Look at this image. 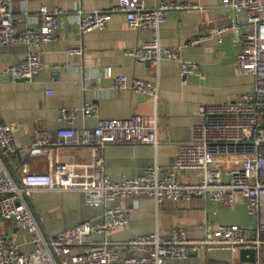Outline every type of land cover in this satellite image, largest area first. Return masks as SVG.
Here are the masks:
<instances>
[{
    "label": "built area",
    "instance_id": "built-area-1",
    "mask_svg": "<svg viewBox=\"0 0 264 264\" xmlns=\"http://www.w3.org/2000/svg\"><path fill=\"white\" fill-rule=\"evenodd\" d=\"M13 0H0V41L4 46L28 48L26 58L9 66L2 73L12 83L31 82L44 70L45 47L54 41L62 21L66 18L80 34L107 27L115 14H123L133 29H147L153 34L150 41L139 49L128 52L138 62L153 70L160 68L164 54L180 63V76L203 78L200 67L179 58V50H164L160 45V28L170 12L198 9L176 0H162L157 8H147L145 0H120L107 11H76L68 14L60 8L42 7L38 14L39 27L18 32V19L12 12ZM221 7L234 14L246 12L247 21L242 26H231L214 34L193 39L188 46L203 44L212 35L220 36L233 31L241 51L237 56V72L255 78L254 91L222 105L202 106L198 123L193 127L192 140L179 144L174 167L164 178L162 170L154 166L135 179L123 177L110 179L104 171V161L98 158L92 172L77 183L72 177L57 171L48 174L31 172L26 167L11 168V161L21 153L14 143L13 127L0 121V217L12 222L18 230L32 235L35 249L20 253L14 239L0 236V264H172L174 260L187 259L199 252H228L237 261L231 264H264V0H223ZM70 55L82 54L81 48H72ZM113 79V90L133 92L158 99V88L148 82L126 77ZM53 95V92H49ZM84 118H95L98 108L85 103ZM60 120L73 122L78 118L75 110H62ZM157 121L146 125L143 116L129 120H99L92 129H61L55 134L36 131L35 141L27 148L32 158L49 156L56 147L103 149L110 145L151 146L160 145ZM54 139L57 142H54ZM222 158H234L227 170L215 166ZM195 173L192 182L183 181L186 174ZM82 191L89 207L101 208L98 223L83 222L55 236H48L42 220L35 214L31 198L38 192ZM147 195L157 204L177 200L184 204L194 198H203L233 210L244 203L252 227L206 224L203 240H188L183 231L173 229L169 239L157 233L132 240L138 256L127 257L121 248L108 242V235L129 225V213L119 205L121 200ZM95 238L97 240H95ZM255 252V262L241 263V252Z\"/></svg>",
    "mask_w": 264,
    "mask_h": 264
},
{
    "label": "crops",
    "instance_id": "crops-1",
    "mask_svg": "<svg viewBox=\"0 0 264 264\" xmlns=\"http://www.w3.org/2000/svg\"><path fill=\"white\" fill-rule=\"evenodd\" d=\"M176 1L199 8L170 12L160 28V45L164 50H179L180 60L199 66L203 78L189 76L182 80L179 61L165 54L158 70L127 54L150 41L153 34L147 29L131 28L123 14H115L105 29L86 34H80L64 18L56 39L45 47L43 72L31 82L12 83L3 75L9 66L24 60L29 50L24 46H4L0 41V121L13 127L14 143L21 150L11 161L12 169L22 166L43 174L57 171L81 183L92 172L95 161L102 158L106 175L114 181L141 177L154 166L162 170V179L174 167L179 144L192 140L193 127L199 121L198 112L202 106L222 105L254 91V76L237 72L241 48L233 31L224 32L220 38L212 35L203 44L188 46L193 39L232 25L242 26L247 21L246 12L236 15L224 10L223 0ZM119 2L13 0L12 12L18 19L16 30L21 32L39 27L38 14L42 7L60 8L73 14L79 10L107 11ZM145 2L147 8L154 9L162 0ZM72 48H81L83 53L70 55L68 51ZM107 70H111L113 77L137 79L156 86L157 101L129 89L113 90V79L106 77ZM49 92L54 94L49 95ZM85 103L97 106V117L82 116ZM62 110H75L78 118L73 122L60 120ZM135 116H143L146 125L157 121L160 139L157 148L132 145H110L97 150L55 147L49 156L32 158L26 154L25 150L35 141L36 131L55 134L61 129L92 130L99 120L125 121ZM233 160L222 158L214 163L223 170L225 180ZM195 177V173H188L183 181L192 182ZM31 205L48 236L83 222L98 223L102 216L101 208L87 206L82 191L38 192L32 196ZM119 205L131 210L129 225L110 233L107 240L119 246L127 257L139 255L129 246L132 240L151 234L169 239L173 229H180L188 240L198 241L206 237L207 226L252 227L255 223L248 216L244 203L228 210L203 198H194L188 204L177 200L157 204L152 197L138 195L121 200ZM0 236L14 239L22 254L35 249L31 234L18 230L12 222H5L1 217ZM225 255L231 256V263L237 261L228 252H199L184 260H174L172 264H224L220 261L225 260Z\"/></svg>",
    "mask_w": 264,
    "mask_h": 264
},
{
    "label": "water",
    "instance_id": "water-1",
    "mask_svg": "<svg viewBox=\"0 0 264 264\" xmlns=\"http://www.w3.org/2000/svg\"><path fill=\"white\" fill-rule=\"evenodd\" d=\"M249 252H246V251H243V252H241V254H240V258H239V261L241 262V263H245V262H251V263H253V262H255V260H256V255H255V252H251L250 253V258L249 259H246V255L248 254ZM190 256H196V254H191Z\"/></svg>",
    "mask_w": 264,
    "mask_h": 264
},
{
    "label": "rangeland",
    "instance_id": "rangeland-1",
    "mask_svg": "<svg viewBox=\"0 0 264 264\" xmlns=\"http://www.w3.org/2000/svg\"><path fill=\"white\" fill-rule=\"evenodd\" d=\"M224 257H225V260H222V261H220V262H223L224 264H229V263H231L230 261L232 260V258H231L230 255H225ZM224 257H223V258H224ZM233 261H234V260H233Z\"/></svg>",
    "mask_w": 264,
    "mask_h": 264
},
{
    "label": "trees",
    "instance_id": "trees-1",
    "mask_svg": "<svg viewBox=\"0 0 264 264\" xmlns=\"http://www.w3.org/2000/svg\"><path fill=\"white\" fill-rule=\"evenodd\" d=\"M264 262V261H263Z\"/></svg>",
    "mask_w": 264,
    "mask_h": 264
}]
</instances>
